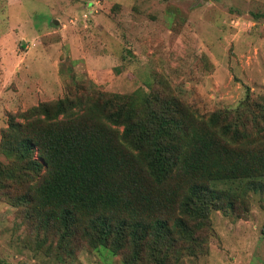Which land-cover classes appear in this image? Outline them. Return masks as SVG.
<instances>
[{
    "label": "rangeland",
    "instance_id": "obj_1",
    "mask_svg": "<svg viewBox=\"0 0 264 264\" xmlns=\"http://www.w3.org/2000/svg\"><path fill=\"white\" fill-rule=\"evenodd\" d=\"M136 90L199 117L262 104L264 0H0V138L10 117L40 103ZM21 190L0 188V264H123L81 238L63 248L13 204ZM245 207L211 211L176 264H264V201L249 193Z\"/></svg>",
    "mask_w": 264,
    "mask_h": 264
},
{
    "label": "trees",
    "instance_id": "obj_2",
    "mask_svg": "<svg viewBox=\"0 0 264 264\" xmlns=\"http://www.w3.org/2000/svg\"><path fill=\"white\" fill-rule=\"evenodd\" d=\"M154 92L68 94L10 117L0 188L21 187L13 204L63 248L81 238L123 264L191 255L211 211L246 210L249 193L264 201V100L199 117Z\"/></svg>",
    "mask_w": 264,
    "mask_h": 264
}]
</instances>
